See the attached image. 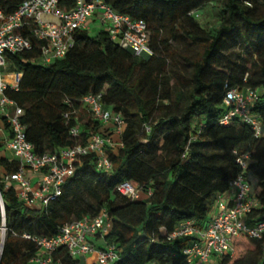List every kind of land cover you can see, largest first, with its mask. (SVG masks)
Returning a JSON list of instances; mask_svg holds the SVG:
<instances>
[{"label": "trees", "instance_id": "trees-1", "mask_svg": "<svg viewBox=\"0 0 264 264\" xmlns=\"http://www.w3.org/2000/svg\"><path fill=\"white\" fill-rule=\"evenodd\" d=\"M21 1L0 0V8L9 13ZM104 1L146 23L152 55L133 54L100 28L92 35L76 30L67 53L51 63H42L41 43L32 37L29 49L6 55L5 69L21 76L16 88L7 87L5 94L23 109L20 121L35 152L84 143L94 132L110 134L108 126L90 117L80 123L79 137L69 135L77 122L80 98L89 92L100 93L103 105L123 116L125 127L119 137L122 147L106 149L111 171L98 170L93 154L82 157L60 195L46 207L25 205L0 180L6 228L0 264H33L29 259L36 246L22 233L51 236L64 223L95 215L101 208L110 221L104 240L117 249L116 259L108 264H186L182 249L189 239L168 240V233L184 220L203 227L216 195L239 175L256 199L248 222L264 220V135L256 137L250 125L236 117L219 121L226 109L225 91L249 87L258 91L251 114L264 123V11H255L260 1L216 0L221 17L207 30L190 12L215 0ZM58 4L67 10L74 0ZM177 35L198 46L200 54L185 58L187 77L175 73L169 79L164 55ZM239 40L254 59L250 64L247 57L244 63L231 59L222 63L223 47ZM152 60L160 67H153ZM66 112L71 113L67 122ZM140 129L142 137L137 134ZM242 154L250 157L245 168L237 162ZM0 166L5 174L15 171L18 162L0 158ZM124 180L141 187L138 198H126L115 190ZM53 259L55 264L81 263L62 248ZM85 264H95L94 257H87ZM216 264H264V233L260 238L239 234L233 252Z\"/></svg>", "mask_w": 264, "mask_h": 264}, {"label": "built area", "instance_id": "built-area-1", "mask_svg": "<svg viewBox=\"0 0 264 264\" xmlns=\"http://www.w3.org/2000/svg\"><path fill=\"white\" fill-rule=\"evenodd\" d=\"M59 0H22L12 12L4 13L0 8V115L3 116L9 131L5 145L17 158L18 168L2 176L5 187L11 186L18 199L25 205L39 203L41 208L60 195L67 177L74 173L76 163L88 154L94 155L98 170L110 172L112 163L106 149L116 151L122 147L120 136L125 120L119 112L103 105L100 93L89 92L80 98V104L90 117L109 127L110 134L103 136L91 133L84 143H75L60 148L56 152L37 153L25 137V126L20 117L23 109L6 94L7 87L16 88L21 73L7 80L5 77L6 55L21 52L31 47V37L40 44L42 63H51L62 58L73 45L76 30H89L90 20L105 30L109 38L136 55H152L149 47L150 33L144 21L132 19L115 11L104 0H74L70 9L59 7ZM258 98V91L249 87H232L225 91L223 101L226 106L220 122L227 123L238 118L250 125L256 137L264 135V123L252 115L250 108ZM77 113V112H76ZM69 112L64 113L66 122ZM69 128L71 137H79L80 122ZM118 136L114 140L112 135ZM250 161L249 154H242L237 162L245 168ZM28 173L35 175L31 178ZM115 190L122 196L135 199L142 192L137 184L124 180ZM149 193V191H148ZM256 206V199L249 194V184L242 175L228 183L225 192L216 195L214 210L206 224L199 227L194 220L179 222L167 235L168 240L188 238L189 244L182 249L186 264H216L218 259L233 252V240L239 234L260 238L264 233V220L248 222V214ZM0 253L6 234L3 205L0 197ZM110 228L107 210L101 208L95 215L64 223L51 236H36L22 233L20 236L31 240L36 253L29 259L33 264H55L53 255L62 248L72 258L94 257L95 264H108L117 257L115 244L105 242L98 246L93 237L103 238ZM15 235V233H14Z\"/></svg>", "mask_w": 264, "mask_h": 264}, {"label": "rangeland", "instance_id": "rangeland-1", "mask_svg": "<svg viewBox=\"0 0 264 264\" xmlns=\"http://www.w3.org/2000/svg\"><path fill=\"white\" fill-rule=\"evenodd\" d=\"M259 1L260 4L256 6L255 11H264V0ZM190 13L206 30L211 26L216 25L221 17L219 2L216 0L206 3L200 8L191 11ZM95 24L97 25L95 21H92V24L89 27L88 33L91 35L95 34L99 30L98 28L94 27ZM199 54L200 48L198 46L190 44L184 38H181L180 35H177L175 39H171L169 47L167 51H165L164 69L166 76L170 79L175 75V73H179L187 77L189 70L186 65L185 58H198ZM244 57H247L249 60L248 64H250V62L254 59V56L249 55L245 44L241 40L235 42L230 41L229 44H226L223 47L220 54L222 63H226V61L229 59L244 63ZM151 65H153L155 68L160 67L157 60H152ZM4 71L6 72L7 69ZM8 79H10V77H8ZM169 82H172V80H169ZM76 115L81 124H84L88 119H90L88 111L82 106L79 108ZM156 115H158L157 112L154 113V116ZM137 134L138 137H142V130L140 129ZM78 264H82V262Z\"/></svg>", "mask_w": 264, "mask_h": 264}, {"label": "crops", "instance_id": "crops-1", "mask_svg": "<svg viewBox=\"0 0 264 264\" xmlns=\"http://www.w3.org/2000/svg\"><path fill=\"white\" fill-rule=\"evenodd\" d=\"M92 21L94 22V20L91 19L89 22V27L92 24ZM97 25L95 24L94 27L98 28ZM4 73H5V77H6L7 75H9L11 73V71H6V72L4 71ZM8 137H9V131H8L7 124H6L3 116L0 115V158H4L7 161H17V158L15 157L14 153L10 149H8L5 145V140ZM112 137L114 138V140L118 139V136H116L115 134H113ZM3 172L4 171H3L2 167L0 166V180H2V176L4 174ZM28 174L31 178H35V175H33L31 173H28ZM93 239H94V243L98 246H102L106 242V240H104L103 238H98L97 235H95L93 237ZM80 259H81L82 264H85L86 258H80Z\"/></svg>", "mask_w": 264, "mask_h": 264}, {"label": "water", "instance_id": "water-1", "mask_svg": "<svg viewBox=\"0 0 264 264\" xmlns=\"http://www.w3.org/2000/svg\"><path fill=\"white\" fill-rule=\"evenodd\" d=\"M128 50H130V49H128Z\"/></svg>", "mask_w": 264, "mask_h": 264}]
</instances>
